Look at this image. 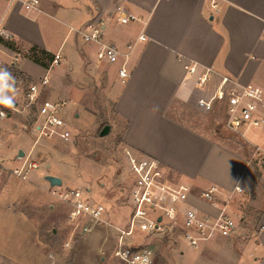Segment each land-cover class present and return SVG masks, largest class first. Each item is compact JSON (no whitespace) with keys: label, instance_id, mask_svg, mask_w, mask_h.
I'll list each match as a JSON object with an SVG mask.
<instances>
[{"label":"crops","instance_id":"0c3cea01","mask_svg":"<svg viewBox=\"0 0 264 264\" xmlns=\"http://www.w3.org/2000/svg\"><path fill=\"white\" fill-rule=\"evenodd\" d=\"M213 1L218 4L219 14L212 7ZM118 7L137 20L122 23ZM24 8L20 1L0 0V19L13 36L9 41L13 48L0 42V67L11 71L17 83L24 78L40 81L48 77L49 70L28 55L10 68L14 51L37 47L54 56L59 53L64 70L52 79L48 77L52 82L50 91L77 94V101L72 96L73 103L84 107L81 95L104 83L103 90L113 98L118 116L127 122L124 143L137 155H149L158 175L167 170L169 177L161 175L162 180L188 185L192 191L200 188L199 192L212 184L226 191L236 185L243 188V193L252 191L253 168L244 150L238 142L225 139L219 118L209 115L212 109L201 107L199 100H209L221 76L226 75L260 89L258 115L264 119V0H39L29 15L24 14ZM45 17L68 28L57 47L44 37ZM92 20L103 22L106 43L128 53L117 61L120 66L114 78L104 61L97 59L99 45L73 33L72 29H86ZM142 34L145 40L139 39ZM128 44H134L131 52ZM190 63L198 66L195 76L185 69ZM124 64L130 74L126 80L119 76ZM207 68L215 74L200 85L197 76ZM42 86L39 91L44 89ZM223 103L227 111L223 99H216L213 106ZM5 109V119L12 118L13 109ZM5 119H0V135ZM218 126L222 127L212 128ZM184 141L191 151L195 150V159L185 157L181 150ZM250 142L264 148V131ZM201 204L204 211H213L209 204ZM240 235L239 228L231 237H217L202 247L208 250L213 240L223 238L241 242L243 250L252 238L247 260L249 264H264V211L253 234L247 240ZM239 264L246 263L242 260Z\"/></svg>","mask_w":264,"mask_h":264},{"label":"rangeland","instance_id":"374dc122","mask_svg":"<svg viewBox=\"0 0 264 264\" xmlns=\"http://www.w3.org/2000/svg\"><path fill=\"white\" fill-rule=\"evenodd\" d=\"M24 14L29 15L30 10L24 8ZM67 31L64 25L46 18L44 37L52 46L57 47ZM73 33L77 34L75 31ZM105 62L103 65L110 68L111 76H118L119 62L109 65ZM64 65L62 62L60 67H52L48 77L52 79L61 73ZM33 83L38 84L39 80L24 78L17 83L20 90L18 104L11 110L13 117L3 120L5 126L0 135V151L8 163L16 160L18 151L22 149L25 156L37 161L41 167L32 171L26 181L11 176L0 181V264H119L114 256L118 239L115 226L126 228L132 212L129 200L132 179L126 158V152L130 149L123 141L127 122L118 116L113 98L103 90L104 83L81 95L84 107L73 103L72 96L76 100L77 94L52 93V82L42 86L44 89L39 91L36 102L31 104L27 93ZM47 98L68 102L61 113L71 132L68 141L41 133L35 128L40 121L38 107ZM225 110L224 103L212 107L209 115L219 118L223 126L212 128L217 130L222 127L220 130L225 139L238 142L236 144L244 150L253 168L252 191L238 194L231 205L234 218L241 222L239 238L247 240L264 211V165L262 157L254 155L250 142L262 136L264 123L246 130L243 128L249 143L224 127ZM105 125H109L111 130L108 135L101 136ZM182 145L185 157L195 159V150H190L188 142L184 141ZM137 157L150 156L140 152ZM164 171L162 177H169L167 170ZM46 175L60 177L63 184L51 186L45 179ZM75 188L88 191L84 197L92 203L101 202L106 206L109 225L100 226L89 234L82 233L84 222H72L69 217L70 205L54 194ZM198 190L200 188H193L194 193H199ZM201 203L190 198L184 206L201 208ZM220 239L222 241L213 240L214 244H210L208 250L202 247L207 242L201 243L199 248H189L182 241L180 231L173 227L160 235L137 230L131 241L152 246L155 250L152 264H239L242 260L249 264L247 259L252 238L246 242L249 248L245 246L243 250L241 242Z\"/></svg>","mask_w":264,"mask_h":264},{"label":"built area","instance_id":"2783aa9c","mask_svg":"<svg viewBox=\"0 0 264 264\" xmlns=\"http://www.w3.org/2000/svg\"><path fill=\"white\" fill-rule=\"evenodd\" d=\"M17 1L22 2L27 10L36 9L39 3V0ZM212 7L219 14L220 10L215 1H213ZM118 11L121 14L120 20L122 23L137 20V17L133 15L123 14L120 7H118ZM87 28L73 30L84 41L99 45L97 53L99 61L114 63L119 61L122 56H128V53H123L115 45L106 43L103 40L104 25L102 21L92 20ZM139 39L145 40L146 37L142 34ZM0 40H13V36L5 29L3 18L0 19ZM133 48L134 44H128V51L131 52ZM29 53V50L24 52L20 49L14 51L10 56L8 66L14 69ZM62 60V55L56 54L48 70L54 66L60 67ZM185 69L189 75L195 76L198 66L196 63H190L185 65ZM214 74L213 70L204 69L197 76L198 84L204 85ZM129 75L126 65H122L119 69V76L125 80ZM48 83L49 79L45 76L38 84L33 83L29 87L27 97L31 104H34L37 100L39 85H47ZM260 93L259 88L245 86L235 78L222 75L220 84L213 96L209 100L201 98L199 105L206 110H211L216 99H223L227 104L225 123L227 128L247 140L243 128L246 130L250 126H260L264 123V119L258 115ZM67 104L66 100L43 101L38 107L40 121L35 125V128L41 133L56 135L68 141L71 132L67 121L61 116ZM0 111L7 114L5 108H0ZM5 118H7V115L0 119ZM247 141L249 142V140ZM251 145L254 148V155L261 156L264 165V148L253 143ZM137 156L130 150L126 152L132 179L129 192L132 212L129 225L126 228L115 226L118 239L114 256L119 264H133L134 256L143 254L145 250L152 253L154 261L155 250L151 245L131 241L137 230H143L150 235H160L166 234L173 227L177 228L180 231L182 241L193 249L199 248L201 243L217 237H231L239 230L241 222L236 221L234 218L231 205L235 195L244 192L241 186L236 185L234 189L226 191L219 185L212 184L199 193H194L188 185L172 184L162 180L149 158ZM40 168V164L28 156L13 159L11 163H8V159L0 151V181L7 176L26 181L32 171ZM85 192L88 191L75 188L65 189L58 193L54 192V194L70 205L69 217L71 221L74 223L84 222L82 233L89 234L100 226L109 225V221L106 206L101 202L92 203L84 197ZM190 198L209 204L213 211H204L197 206L185 207L184 205L188 203Z\"/></svg>","mask_w":264,"mask_h":264},{"label":"clouds","instance_id":"9594fccd","mask_svg":"<svg viewBox=\"0 0 264 264\" xmlns=\"http://www.w3.org/2000/svg\"><path fill=\"white\" fill-rule=\"evenodd\" d=\"M19 93L16 77L6 67H0V108L14 109ZM6 115V112L0 111V118ZM152 261L153 255L147 250L133 258V264H152Z\"/></svg>","mask_w":264,"mask_h":264},{"label":"trees","instance_id":"16d2710c","mask_svg":"<svg viewBox=\"0 0 264 264\" xmlns=\"http://www.w3.org/2000/svg\"><path fill=\"white\" fill-rule=\"evenodd\" d=\"M0 42L5 44L6 46L13 48V44H11V42L9 41L0 40ZM29 52L30 53L28 56L30 59L47 69L49 68L50 64L54 59V55H52L50 52L38 49L37 47L30 48Z\"/></svg>","mask_w":264,"mask_h":264},{"label":"water","instance_id":"95a60500","mask_svg":"<svg viewBox=\"0 0 264 264\" xmlns=\"http://www.w3.org/2000/svg\"><path fill=\"white\" fill-rule=\"evenodd\" d=\"M110 130H111V127L109 125H105L103 127V129L101 130L100 135L101 136H106V135L109 134ZM0 132H1V126H0ZM23 157H25V152L22 149H20L18 151V154H17L16 158L17 159H21ZM45 179L47 181H49L51 186H61L63 184V180L60 177H58V176L46 175ZM159 220H161V219H159Z\"/></svg>","mask_w":264,"mask_h":264}]
</instances>
